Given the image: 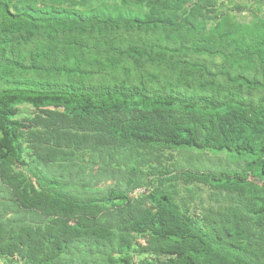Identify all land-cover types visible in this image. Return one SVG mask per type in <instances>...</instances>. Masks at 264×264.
Returning <instances> with one entry per match:
<instances>
[{
  "label": "trees",
  "instance_id": "obj_1",
  "mask_svg": "<svg viewBox=\"0 0 264 264\" xmlns=\"http://www.w3.org/2000/svg\"><path fill=\"white\" fill-rule=\"evenodd\" d=\"M147 1L153 12L145 17L118 13L103 18L97 12L54 3L38 7L37 0H0V81H5L0 89V255L20 256L34 264H109L114 254H124L132 248L136 234L150 233L153 239L148 245L140 246L141 252L176 258L145 259L143 264H228L219 253L207 254V239H212L211 244H219L222 255L229 256L236 264H264V251L250 249L239 240L248 235L243 224L211 217L201 229L181 212L172 193L160 189L151 197L156 212L147 207L148 197L132 198L119 187L93 198L66 188L63 175L53 169L62 152L69 148L91 149L102 159L114 158L118 142L107 133L103 123L87 116L91 109L102 113L121 108L151 112L153 120L136 125L138 131L129 137V142L139 148L153 143L152 131L170 136L169 117H174L177 123L172 121V126L178 128L182 126L179 118L192 113L193 124L203 127L211 123L208 137L200 138L194 124L190 139L174 138L167 142L179 148L230 152L245 159L247 164L242 173L206 172L201 176L211 178L219 186L242 191L249 205L260 202L259 209L253 212L264 216V99L256 111H249L235 99L219 101L208 96L182 99L165 93L175 91L171 86L159 93H150L144 86H127L124 81L113 86L72 82L61 87H36L33 82L13 81L12 76L8 77L16 68L31 72L44 70L39 65L41 60L61 57L64 62L57 70L70 76L87 75L86 68L96 64L104 70H118L117 59L103 60L87 51L83 34L73 32L75 28L94 31L110 25L159 29L160 41L155 47L166 53L186 45L195 52L226 53L231 65L223 73L228 80L251 89H264V80L253 72L256 61L264 69V20L243 25L225 16L209 33H198L197 15L193 11L177 21L188 0ZM162 12L170 14L162 16ZM41 29L46 38L37 39L39 52L29 55L31 66H27L25 55L17 59L6 55L15 39L27 43V38ZM60 32L65 34L60 37ZM193 66L207 72L203 65L193 63ZM237 67L252 72L233 76L232 70ZM180 83L175 85L178 87ZM25 103L53 109L38 115L35 128L28 127L15 119L16 105ZM62 107L81 109L87 115H69L56 109ZM241 124L251 128V132L230 139L237 130L244 129ZM26 129H30L29 145L37 160L29 165L34 180L30 182L24 171L17 170L28 166L21 143ZM191 235L200 241V247L189 242Z\"/></svg>",
  "mask_w": 264,
  "mask_h": 264
},
{
  "label": "rangeland",
  "instance_id": "obj_2",
  "mask_svg": "<svg viewBox=\"0 0 264 264\" xmlns=\"http://www.w3.org/2000/svg\"><path fill=\"white\" fill-rule=\"evenodd\" d=\"M45 3L63 5L84 12H97L103 18L118 13L145 17L153 12L152 5L147 0L142 3L138 0H37L36 5L40 7ZM191 11L197 15L198 33H209L225 16L243 25H255L264 20V0H188L183 9L179 11L177 21ZM169 14L162 12L160 15ZM73 32L83 34L84 49L87 51L103 60L117 59L118 70L112 68L104 70L96 64L86 68L89 71L87 75L70 76L57 70L64 62L61 57L57 60H41L39 65L45 67L44 70L40 68L39 71L31 72L16 68L8 77L12 76L13 81L33 82L36 87L47 85L61 87L72 82L113 86L120 85L124 81L127 86H144L150 93H159L163 88L171 86L175 91L171 93L166 90L165 93L180 96L182 99L207 96L219 101L235 99L245 110L249 111H256L257 106L264 99V89H251L240 83L232 82L224 76L223 71L229 69L231 65L226 53L195 52L188 48L189 45L167 53L161 48H156L155 45L160 41L161 30L159 29L148 31L144 28L128 29L107 25L101 30L75 28ZM45 34L41 29L38 34L27 38V43L20 42L24 40L15 39L12 47L7 49L6 55L13 59L25 55L27 66H31L29 55L39 52L36 41L39 38H46ZM63 34L65 33L60 32L59 36L62 37ZM131 50L133 53H130ZM193 63L203 65L207 68V72L194 67ZM263 70L260 62L256 61L253 72L257 73L261 80H264ZM232 71L233 76L240 73L248 75L252 72L242 67L233 68ZM179 82L181 83L177 87L175 84ZM4 85L5 81H0V89ZM16 108L15 119L33 128H35L34 122L38 115H42L46 109H53V107H36L27 103L16 105ZM56 109L69 115L82 117L87 115L81 109L73 110L65 107ZM88 114L87 116L100 121L107 127V133L114 137L118 145L114 147L116 148L114 158L110 159L100 158L91 149H65L53 169L63 175L66 188L97 198L119 187L132 198L148 197L147 207L153 209V212H156V207L151 199L152 194L159 189L164 190L174 195L181 212L192 219L199 228L202 229L206 220L209 222L208 219L211 217H216L219 221L224 217L233 223L243 224L248 235L244 239L239 237V240L245 242L248 248L264 251V216L253 212L259 209L261 203L255 202L254 205H249L244 200L242 191L238 192L219 186L217 183L214 184L211 178L201 176L206 172L242 173L247 164L246 160L230 152L213 151L209 148L200 150L188 147L179 148L167 142L174 138L177 140L190 139L195 124H193L192 113L184 114L179 118L182 126L178 128H175V125L172 126V121L177 123L174 117H169L168 133L170 136L152 131L150 135L155 137L153 143L140 148L129 142V137L132 132L138 131L136 125L146 124L153 120L151 112L137 108H121L118 111L107 113L91 109ZM241 125L244 128H241L243 133L237 130V133L231 135L230 139L238 138L242 134L247 136L251 132V128ZM210 126L211 123L203 127L195 124L200 138L205 135L208 137L207 130ZM29 130H24L21 139L24 159L28 166L17 167V170L25 172L28 182L34 181L29 174V165L37 163L29 145ZM217 131L220 130L217 129ZM1 195L2 191H0ZM193 236L195 235L189 237V242L196 243L200 247V241ZM135 238L136 242L132 248L124 254H114L113 261L109 264H143L145 259L166 261L176 258L171 255H156L151 251L141 252L140 246L148 245L153 239L150 233L136 234ZM211 240L207 239V254L219 253L220 257L224 256L228 264H236L229 256L222 255L219 251L220 245L215 242L211 244ZM0 264L34 263L20 256L0 255Z\"/></svg>",
  "mask_w": 264,
  "mask_h": 264
}]
</instances>
